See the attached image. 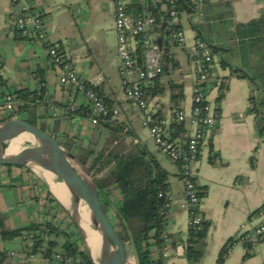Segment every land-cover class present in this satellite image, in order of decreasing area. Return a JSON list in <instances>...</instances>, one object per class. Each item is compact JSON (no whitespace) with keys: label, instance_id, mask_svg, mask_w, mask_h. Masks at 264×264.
I'll use <instances>...</instances> for the list:
<instances>
[{"label":"crops","instance_id":"obj_1","mask_svg":"<svg viewBox=\"0 0 264 264\" xmlns=\"http://www.w3.org/2000/svg\"><path fill=\"white\" fill-rule=\"evenodd\" d=\"M23 6V0H0V74L10 88L33 91L38 86L33 72L44 70L43 102L49 104V109L46 113L45 107L40 106L38 113L46 117L49 130L46 132L52 134L56 129L57 136L66 133L81 137L88 144L95 125L83 117H65L71 96L60 81L59 69L51 64L46 45L19 38L7 26L8 19L19 16ZM31 8L43 18L49 44L61 50L83 82L97 88L102 101L119 111V122L134 136L131 140L145 145L170 173L172 208L166 234L169 242L175 241L177 246L168 253L164 264H187L184 242L188 238L190 215L185 207L184 182L177 166L157 152L150 132L142 126V115L131 107L124 91L113 0H32ZM263 16L264 0H204L201 17L186 8L174 20L185 34V48L177 46L174 35L165 34L162 39L159 34L156 36L163 52L178 64L163 74L162 81L183 85L180 109L186 114V131L193 127L190 122L196 81L193 46L200 39L221 49L213 55L209 95L220 117L209 130L193 165L195 184L207 191L198 210L211 223L200 264H217L227 241L250 231L256 225L255 212L264 206V133L249 111L250 97H258L260 92L249 79L232 72L264 56V44L237 35L240 26ZM170 97L167 90L162 97L149 102L155 112L161 110L166 121L172 114ZM77 99L83 101L80 94ZM46 205L50 207V216L70 217L41 174L0 166V210L11 229L49 220ZM21 246L19 239L5 242L0 238V252L15 253L8 255L3 264H50L37 255L25 256ZM229 250L223 264H264V238L249 258H244V246L239 241Z\"/></svg>","mask_w":264,"mask_h":264},{"label":"trees","instance_id":"obj_2","mask_svg":"<svg viewBox=\"0 0 264 264\" xmlns=\"http://www.w3.org/2000/svg\"><path fill=\"white\" fill-rule=\"evenodd\" d=\"M162 7L164 6L155 3L153 0H129L127 4L128 13L132 18L149 15L155 19L156 32L160 35V39L165 34L171 37L180 30L176 23H171L172 20L166 8L162 10ZM186 8L194 12L187 0H178L177 17ZM31 11L34 9L31 8ZM196 29L198 28L196 27ZM237 31L238 36L248 38L262 46L264 44V16L245 26H240ZM14 33L17 37L23 38L21 32L15 31ZM156 42L159 44L157 39ZM159 46L162 48V44ZM209 46L213 55L221 51L220 48ZM57 51L59 56L66 59L60 49ZM136 58L138 64L142 65L143 48L141 45L137 47ZM65 63L69 64L67 59ZM163 63L167 64L169 68L162 71L143 88V96L147 102H151L155 98L162 97L169 90L171 92V109L174 113L180 110L181 102L184 100L183 85L172 82L165 84L162 81L163 74H168L170 68L174 70L178 66L174 60L169 58L166 51L163 55ZM232 72L237 74L239 78L249 79L253 83L254 89L260 92L258 97H250L249 111L255 115L263 134L264 56L255 60L253 64L247 63L244 69L235 68ZM33 74L38 84L37 89L33 91L28 88H10L8 82L0 74V89L2 90L0 101L4 98L6 91L17 101L14 110L6 116L0 117V121L14 116L20 118L24 115L28 118L22 119L47 131L46 117L44 114L38 113L40 106L45 107L46 113L49 109V104L43 102L46 92L45 72L39 69ZM84 85L86 89H91L101 99L97 88L85 82ZM103 102L112 110L111 105L105 103L104 100ZM91 114L90 106L83 103L76 111H69L65 117L73 119L79 116L88 119ZM154 117L157 120L164 119L161 110L156 111ZM38 122L40 125H37ZM55 131L56 129H54L52 136L59 140L67 150L74 153L94 177L104 212L107 216L110 212L112 213L114 219L111 223L113 227L122 241L131 244L138 264H164L165 258L162 253L167 245L166 238L169 239L166 234V227L170 212L166 208V193L170 191V173L162 166L157 157L145 145L131 140V137L134 136L127 130L126 125L114 120L111 114L97 118L88 144H84L81 137H72L66 133L57 136ZM168 132L172 140L182 139L186 132L185 121L174 119L169 125ZM196 188L201 200L206 197L207 191L204 187L196 185ZM48 197L51 198L52 195L48 193ZM52 201L56 200L52 199ZM60 207L63 209L62 206ZM45 210V215L50 216L51 212L48 205L45 206ZM63 211L65 212L64 209ZM192 213H197V210H191L189 212L190 217H192ZM51 216L53 220L31 223L23 228L11 229L6 215L0 210V238L5 242L19 239L22 244L21 250L28 256L37 255L42 259L50 258L60 247L65 255L80 257L84 264H91L84 252L72 219L65 217L66 219L69 218V223L62 226L61 223L54 221L56 214ZM210 224L209 221L203 219L198 225H189L188 238L184 242V257L187 264H200L204 256ZM239 238L227 241L221 250L217 264H223L226 253L239 241ZM168 245L171 249H175L177 243L171 241ZM244 247L247 250L251 248L248 245ZM42 248L44 250L40 251ZM8 255V251L0 252V264L6 261ZM249 257H251V253H245L244 258Z\"/></svg>","mask_w":264,"mask_h":264},{"label":"built area","instance_id":"obj_3","mask_svg":"<svg viewBox=\"0 0 264 264\" xmlns=\"http://www.w3.org/2000/svg\"><path fill=\"white\" fill-rule=\"evenodd\" d=\"M23 1L25 2V6L21 8V14L8 19L7 26L11 32H21V36L30 42L40 41L46 45L51 58V64L59 69L60 81L71 96L67 109L69 111H76L83 103H87L92 111V114L88 118L92 124L95 125L97 118L107 116L108 114H111L114 120L119 121L121 117L119 111L110 110L94 91L86 89L84 82L76 75L70 64L65 63L66 59L59 56L57 46L49 44L46 25L41 14L35 10L31 11L32 0ZM153 1L166 8L172 20L171 23L176 20L178 0ZM113 2L115 7L118 56L121 60L120 74L124 91L131 107L142 115V126L150 132L157 152L177 166L178 174L184 182L185 207L189 212L197 210V213L191 214L192 217L189 219V225H198L204 218L198 211L201 199L198 197V190L194 182L193 165L199 157L201 145L209 130L220 117L218 108L209 101L214 63L212 50L205 41L200 39L193 46L192 54L196 57V81L193 88V106L190 114V122L193 127L184 133L182 139L172 140L168 132L169 125L174 119L185 121V112L180 109L172 113L168 121L165 119L157 120L154 117L155 111L143 96V88L162 71L169 68L167 64L163 63L164 52L156 42L158 34L156 32V21L149 15L132 18L127 10L129 0H113ZM187 2L193 8L194 13H197L201 17L204 0H187ZM174 39L177 46L181 48L186 47V37L183 31H177ZM139 45L143 48L142 65L138 64L136 58V50ZM0 92H2L1 89ZM79 94L82 96V102L77 99ZM1 101L3 102L0 103V117H4L14 110L17 101L7 91ZM14 117L19 118L17 116ZM166 197V208L170 212L172 208V196L170 192L166 193ZM253 217L256 225L239 238V242L243 246L248 245L251 247L249 250L244 247L245 253H251L264 238V206ZM49 220H53V218ZM54 221H64L63 226L69 223L68 219L59 216H56ZM166 242L167 245L162 253L164 258L173 250L168 245L169 239L166 238ZM42 250L44 249H40V251ZM21 253L28 256L22 250ZM14 254V252H11L9 255L13 256ZM44 260L50 264H84L80 257L65 255L63 249L60 247L57 248V251L50 258L48 257Z\"/></svg>","mask_w":264,"mask_h":264},{"label":"water","instance_id":"obj_4","mask_svg":"<svg viewBox=\"0 0 264 264\" xmlns=\"http://www.w3.org/2000/svg\"><path fill=\"white\" fill-rule=\"evenodd\" d=\"M22 135H29L33 140L23 142L14 154L8 155L6 151L11 142ZM0 165L21 167L38 174L49 173L56 181L74 191L73 205L78 208L82 201L89 210L83 226V222L79 223L56 198L74 222L90 263L127 264L125 242L120 239L102 208L94 177L80 159L54 136L22 118L0 121ZM108 246L118 248L121 254L110 256ZM132 256L135 264H138L134 253Z\"/></svg>","mask_w":264,"mask_h":264},{"label":"bare ground","instance_id":"obj_5","mask_svg":"<svg viewBox=\"0 0 264 264\" xmlns=\"http://www.w3.org/2000/svg\"><path fill=\"white\" fill-rule=\"evenodd\" d=\"M32 137L29 135H22L20 138L11 142L9 149L6 151L8 155L14 154L23 142L32 141ZM42 178L49 186L54 195L61 201V203L73 214L75 219L82 223L89 215L88 207L82 202H79L78 208L73 205L72 195L76 194L74 191L66 188L63 184L56 181L49 173H41ZM85 222V221H84ZM82 223V226L85 223ZM110 256H119L121 251L118 248L108 246ZM125 251L127 253V264H135V259L132 256V252L127 243H125Z\"/></svg>","mask_w":264,"mask_h":264},{"label":"rangeland","instance_id":"obj_6","mask_svg":"<svg viewBox=\"0 0 264 264\" xmlns=\"http://www.w3.org/2000/svg\"><path fill=\"white\" fill-rule=\"evenodd\" d=\"M20 118H25V119H27V118H28V116H24V115H23V116H22V117H20ZM37 125H40V123L38 122V124H37ZM46 130H48V129H46ZM48 131H49V130H48ZM51 135H52V134H51ZM113 211H115V210H113ZM109 212H110V211H109ZM110 215L112 216V213H111V212H110L109 216H110ZM109 216H108V218H109V220L112 222L114 218H113V216H112V217H109ZM50 218H53V217H52V216H50ZM57 223H61V224H62V226L64 225V222L62 223V221H60V222H57ZM128 243H129V242H128ZM128 245H129V247H130V250H131V251H132V253H133V250H132L131 244L129 243Z\"/></svg>","mask_w":264,"mask_h":264}]
</instances>
